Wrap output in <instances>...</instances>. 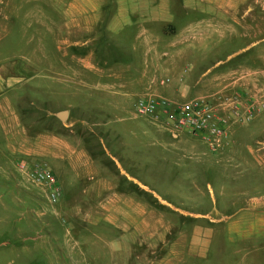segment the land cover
<instances>
[{"label":"rangeland","instance_id":"rangeland-1","mask_svg":"<svg viewBox=\"0 0 264 264\" xmlns=\"http://www.w3.org/2000/svg\"><path fill=\"white\" fill-rule=\"evenodd\" d=\"M200 1L203 6L201 18H208L205 0H90L91 9H80L82 11L76 15L79 23L88 19L92 24L89 35L83 38L78 35L75 41L72 80L71 70L60 68L54 60L58 41L50 40L51 36L45 31L51 27L53 19L64 17L63 11L54 7L55 0H0V103L9 102L11 110L19 113L18 117L36 131H50L55 127L51 121L47 125L44 119H37L38 114L46 116L55 107L61 106L59 108L63 111L72 107V104L74 107L70 110L69 120L79 118L81 121L85 118L86 122L93 119L97 123L91 127V134L85 128L89 127L88 124L79 122L74 126V143L88 149L92 166L90 170L81 169L80 179H73L72 183L67 174L56 172L61 188V196L56 203L47 200L44 186L19 171V165L23 163L28 167L32 163H40L50 169L48 162L20 158L14 167L6 170L9 174L0 169V264H197L192 258L183 256L181 251L194 226L191 217L168 215L170 228L164 238L165 246L161 239L154 241L155 247L152 249H147L144 244L139 246L138 241L131 239L129 236H137L132 232L135 224H126L127 239L123 238V246L119 249V229L117 235L112 230V233H108L107 229H102L107 225L102 220L97 225L94 223L96 216L87 220L81 214L90 208L94 215L100 216L99 201L102 195L91 192L90 188L101 180L107 181L117 176V189L132 194L131 201L122 202V206L131 207L125 211H138L141 216H145V209L152 203L157 209L156 201L146 200L145 189L136 183L138 181L181 209L215 216L219 197L209 190V187L214 189V184L209 186L205 180L225 176L224 154H209L200 139L190 135H184L177 141L171 139L169 133L151 119L134 115L132 96L125 98L127 102L119 106L120 112L117 114V110L112 111L109 104L113 103V98L117 100V95L107 88L110 85H105L117 82V68L118 71L122 70V64L126 61L121 56L117 61V51L109 46L111 42L108 44V35L103 33V28L106 33L114 35L117 19L129 16H133L140 27L150 26L144 16L145 11L136 7L140 4L144 7L146 3H155V7L168 3L175 22L178 19L188 22L193 18V11H182L178 17L177 7ZM155 12L162 17L161 7ZM247 42L251 40L235 37L232 41L224 42L221 47H227L230 51ZM118 44L119 52H130L129 40L122 38ZM263 46L264 43L260 48ZM256 51L255 48L249 53ZM34 56L41 57L53 68L44 62L36 64L37 58ZM65 62V59L61 60V64ZM209 62L208 58L206 66L211 65ZM130 73L134 76L135 69L124 72L125 75ZM85 99L91 103L92 109L101 104L100 110L103 109V112L98 115L85 110L90 107ZM115 132H119V137L117 133L115 136ZM247 136H251V132ZM247 136L239 137V143H244L243 138L247 140ZM104 146L108 150L107 157ZM115 159L117 175L113 167ZM104 163L110 168L106 173L101 168ZM120 171L136 181L123 184L118 175ZM185 175L195 176L201 180L200 184L195 187L183 182ZM17 182L20 183L19 187H15ZM68 183L72 186L68 187ZM66 193L69 194L70 203L73 202L69 216L63 215L59 207ZM119 204L117 202V206ZM209 219L207 217L205 220ZM118 220L117 215V225ZM206 224L207 221H203L202 227ZM224 226L225 223H221L213 228L221 230ZM231 238L224 231L215 232L209 256L215 255L222 240V264H236L238 256L229 253V247L233 245Z\"/></svg>","mask_w":264,"mask_h":264},{"label":"crops","instance_id":"crops-1","mask_svg":"<svg viewBox=\"0 0 264 264\" xmlns=\"http://www.w3.org/2000/svg\"><path fill=\"white\" fill-rule=\"evenodd\" d=\"M205 1L209 14L205 19L201 18L203 11L201 1L177 7L178 17L182 11H193V18L188 22H181L180 19L175 22L168 3L156 7L155 3H146L144 7L142 4L136 7L145 11L144 16L147 17L150 26L140 27L133 16H129L126 19H117L115 36L110 32L106 33V29L103 28V33L108 35L106 39L108 44L110 42L112 44L109 46L117 51V61L119 62L120 56L126 61L122 64V70L118 71L117 68V82L105 84L110 85L107 88H111L110 91L117 95V100L114 101L113 98V103H109L112 111L117 110L118 114L119 106L127 102L125 98L128 96H132L135 102L141 96L153 94L175 103L204 97L219 111L224 112L228 105H245L264 94V46L260 48L264 43V0ZM91 5L90 0H55L54 7L63 11L64 17L53 19L50 23L51 27L45 30L51 36L50 40L58 41L55 62L60 68L71 70L72 80H74L75 41L78 40V35H81V38L89 35L92 24L88 19H83L79 23L76 15L82 10L91 9ZM160 7L162 17L155 12ZM255 9L258 10L253 14ZM235 37L250 39L251 42L235 49L233 47L230 51L227 47H221L224 42L232 41ZM122 38L130 42L129 53L118 51L120 50L118 42ZM255 48L256 53H249ZM34 57L37 58L36 64L44 62L53 68L41 57ZM208 58L211 65L206 66ZM62 59L66 61L64 64H61ZM131 68L135 69L134 76H131V73L125 75L124 72H130ZM166 78L169 82H165ZM85 100L88 102V99ZM90 105L91 103L88 102L87 106ZM100 105H97L99 107H95L96 109L90 106L85 110H91L99 115L103 112V109L100 110ZM59 107H55L53 111L49 110L46 116H39L37 113V119L40 121L44 119L47 125L51 121L55 123V127L50 131L47 129L36 131L28 127L32 125L18 117L19 113L11 110L9 102L0 103V169L4 172L10 170L20 158L42 159L48 162L57 179V174H67L70 183L73 179H80L81 169L90 170L92 164L88 149L74 143V126L79 122L88 124L89 127L85 128L88 134H91V127L97 123L93 119L86 122L85 118L81 121L79 118L69 120L70 110L73 109L74 104L63 110L67 113L63 122L56 116L62 111ZM104 110L106 112V109ZM227 120L228 136L218 150L211 152L203 143L209 154L225 156V176L205 180L209 186L214 184V189L208 186L209 190L219 197L215 216L181 209L127 176L123 171L118 174L122 183L127 185L136 181L142 189H145L146 200L156 201L157 209H154L152 203L145 209V216H141L138 211H125L131 207L122 206V202L131 201L132 194L117 189V176H114L107 181L101 180L90 188L91 192L102 195L99 201L100 216L94 215V211L90 208L83 210L81 215L87 220L96 216L94 223L98 225L102 220L107 224L102 229H107L108 233L113 231L117 235L119 229L121 231V237L117 241L119 249L123 246V238L127 239L126 224H135L132 232L137 236L134 238L129 236L131 239L138 241L139 246L144 244L147 249H152L155 247L154 241L158 242L161 239L162 245L165 246L164 238L170 228L168 215L188 216L193 219L194 226L181 249L183 256L192 258L197 264H215V262L222 264L220 257L224 249L223 241L218 244L214 256H209V251L214 233L224 231L232 237L230 242L233 245L229 247V253L238 256L236 264H264V112L256 113L247 123L236 121L228 113ZM56 123H59V126ZM166 132L176 141L188 135L172 134L167 130ZM250 132L251 136L248 137L247 134ZM116 133L119 137V132H115V136ZM243 136H247V140L243 138L244 143H239V137ZM103 151L107 157L108 150L105 146ZM114 161L113 167L117 175V159ZM101 168L104 173L110 169L105 163ZM9 173L6 171V174ZM182 180L195 187L201 181L195 176H186ZM19 184L17 182L15 187H19ZM71 186L69 184L68 187ZM67 194L63 200L61 199L59 207L63 215L69 216V208L73 202L70 203ZM117 202L120 203L118 206ZM207 217L210 219L205 220ZM203 221H207L208 224L202 227ZM221 223H225L221 230L213 228L214 225ZM178 242L179 240L176 246ZM171 245L174 247L173 244Z\"/></svg>","mask_w":264,"mask_h":264},{"label":"built area","instance_id":"built-area-1","mask_svg":"<svg viewBox=\"0 0 264 264\" xmlns=\"http://www.w3.org/2000/svg\"><path fill=\"white\" fill-rule=\"evenodd\" d=\"M165 82H169L166 78ZM133 113L140 117H150L152 121L172 134H188L196 136L211 152L218 150L228 136V115L236 121L249 122L256 113L264 112V94L255 101L245 105L232 104L226 106L224 112L208 99L198 97L181 103L148 94L138 98L133 104ZM19 171L28 179L44 186L47 200L56 203L61 196V188L57 177L51 169L40 163H32L30 167L24 163Z\"/></svg>","mask_w":264,"mask_h":264},{"label":"water","instance_id":"water-1","mask_svg":"<svg viewBox=\"0 0 264 264\" xmlns=\"http://www.w3.org/2000/svg\"><path fill=\"white\" fill-rule=\"evenodd\" d=\"M66 114V111H60L56 114V116L59 120L63 121L65 119Z\"/></svg>","mask_w":264,"mask_h":264}]
</instances>
